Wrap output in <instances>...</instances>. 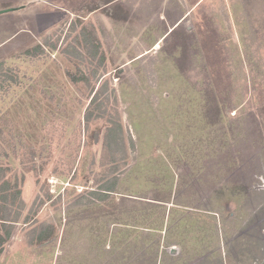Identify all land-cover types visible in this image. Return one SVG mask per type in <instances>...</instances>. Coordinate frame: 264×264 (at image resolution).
<instances>
[{"label":"rangeland","instance_id":"rangeland-1","mask_svg":"<svg viewBox=\"0 0 264 264\" xmlns=\"http://www.w3.org/2000/svg\"><path fill=\"white\" fill-rule=\"evenodd\" d=\"M112 1L0 0V10L18 8L0 14V63L4 68L0 72V129L6 138L3 147L9 153L1 162L18 169L20 174L22 167L9 149L13 142L16 150L22 143L43 149L45 156L52 151L46 173L53 171L56 164L61 171L67 169L71 159L74 169H78L72 170L73 176L51 172L42 178L52 200L62 197L61 201L55 205L52 201L45 202L29 223L15 225L0 264H57L62 257V237L67 250L77 242L69 239L74 235L66 234L67 229H78L72 225L75 219L69 220L67 209L89 197L88 192L96 188L92 181L99 167L91 165L93 159L97 163L103 127H92L88 134L84 133L83 117L89 100L80 97L64 73L65 69L74 67L58 51L50 52L43 47L45 39L51 43L59 37L60 48L74 44L72 37L67 38L68 24L77 20L84 8L91 11L88 18L96 26L111 71L103 75L104 70L95 61L84 62L83 68L89 73L97 70V88L102 80H109L118 102L109 91L104 96L109 99V107L120 115L126 141L131 138L134 143V149L129 147L127 168L120 177V195L116 199L120 196L178 200L188 195L212 197L213 208L218 205L222 219L233 218L238 230L253 226L264 216V0H193L191 10L182 9L181 0L179 4L176 0ZM101 5H116L119 9L108 14L106 6ZM176 20L177 28L172 27ZM37 46L42 47L44 54L39 53ZM254 47L260 50L256 52ZM249 60L253 63L255 79L249 76L246 65ZM238 79L244 81L241 90L247 98L253 93L248 103H243L247 112L243 119L244 139H240L242 135L238 138V132L231 135L236 128L238 95H232L235 93L230 88H238ZM221 101L228 105L227 116L220 121L223 125L226 122L225 128L219 123L215 126L209 123L215 114L204 116L203 103H209V108L215 111L213 105ZM219 128L225 131L231 146L227 151L222 149L225 154L215 153L218 139L209 138L211 132L220 133ZM220 134L222 137L223 132ZM248 138L250 142H245ZM24 177V182L18 184L26 202L20 219L42 197L40 185L29 174ZM186 187L189 192L183 191ZM203 187L205 194L197 189ZM153 210L148 213L155 224L141 225L137 219L141 228L160 227L161 213ZM253 212L259 215L257 219L251 217ZM88 220L82 216L80 221L86 224ZM107 220L91 224L104 230L101 234L107 236V241L120 240L115 250L123 252L124 257L117 264H132V258L125 260L128 247L122 242V235L112 231V226L107 228ZM52 221L59 224L58 236L46 242L48 245L28 246L26 236L31 229ZM189 224L191 228L194 226L192 230L201 228L188 217L183 226ZM249 231L251 234L244 237L247 247L260 238L255 230ZM88 234L84 232L85 237ZM263 241L262 237L259 245L263 248L254 254L255 264H264ZM87 246L80 243L78 255L72 259H88L90 264L114 262L110 257L91 256L95 250ZM234 250L235 246L228 249L227 257L236 253L238 262L241 258ZM200 252L204 253L188 251L192 258L184 252V257L178 256L181 261L177 258L173 264H222L218 257L196 258ZM67 259L71 258L66 256L59 263L65 264Z\"/></svg>","mask_w":264,"mask_h":264},{"label":"trees","instance_id":"trees-1","mask_svg":"<svg viewBox=\"0 0 264 264\" xmlns=\"http://www.w3.org/2000/svg\"><path fill=\"white\" fill-rule=\"evenodd\" d=\"M101 6L105 7L106 5ZM114 6H106V13L112 14V11L115 8H118ZM88 9L92 10L91 8ZM83 10L84 12H81L80 16L78 15L77 20L71 21L68 24L67 38L72 37V42H74V44H69L65 46V48H60L58 47L60 37L51 43H49L48 39H45L43 42L44 48H48L50 52L58 51L59 54L63 55V57H65L67 61L72 64L74 69H65V76L69 82L75 86L80 97L82 99L89 100L83 117L82 127L84 129V133L88 134L92 127H103L97 163L93 159L91 165L92 168L96 165L99 167L98 173L96 171V173H94L95 182L92 181L93 186H96V188L88 192L89 197H84L82 200L70 205L67 209L70 214L68 217L71 218L69 220L75 219V223L72 225H75L78 229H67L68 231H66V234L70 233L71 235H74L69 239L76 240L78 243L75 242L70 246L71 248L67 250L65 247V238L62 237V257L58 258L57 264H61L59 262L62 261L63 258H66V256L71 259H67L65 264H90L91 261H88V259H81L79 261L72 259L73 257L76 258L78 255L76 254L77 246L80 243L88 244L87 247L95 250V253H91V256L99 255L100 257L113 258L114 262H105L106 264L121 263L122 260L120 257L123 255V252L118 253L117 250H115V247L118 246L117 243H120V240L118 239L117 242H114L113 238L112 240L107 241V236L105 234H101V232L104 233V230L101 227H98L99 225L94 226L91 224L92 222L98 223L103 219H108L106 221L107 228L112 226V231L114 230L116 233L122 235V242L124 241L127 245L126 247H128V249H126L128 251V256L125 260L132 258V264H160V261L158 262L159 243L157 242V234H152L150 232L145 234L144 230H141V226H139L136 222L141 220V225H154L155 222H152L153 216L152 214H149L148 211L150 209H154V207L158 205L155 202H160L161 200L157 198L146 199L137 196H120L118 197L120 199H116V197L120 195V177L125 173L124 170L127 168L129 149H134V143L131 138H129V142L128 140L126 141V130L123 128L120 115L115 108L112 109L109 107V99L104 96L105 93L109 91V94L113 96L115 102H118L115 90L113 88L110 89L109 87V80H102L100 86L97 88L96 84L99 79L97 76V70L92 69L89 73L83 68L84 62L95 61L97 62L98 67L104 70L102 72L103 75L111 71L109 70L110 60L106 57L102 43L98 38L96 26L92 19L90 17L88 18L91 11H85V8ZM123 12H125V10ZM85 18L86 21H84ZM239 21L242 20L239 19ZM162 37H164V35ZM151 44L153 46L157 44V42H153ZM37 48L40 54H44L41 46H37ZM259 48L260 47H254L253 50L257 52V50H260ZM133 59H130L129 61ZM1 64L3 65V63H0V72L4 69ZM252 64L251 60L246 62L247 69L250 72L249 76L255 79L256 73L252 72ZM257 76L259 77L258 74ZM242 82L244 84V81H240L238 79V88H230L232 89L231 91L235 93L232 95H238V105L235 107L236 113L234 115L236 128L233 129L231 135L238 132V138L242 135L240 139L245 138V135H243L245 134V129H243V127H245L246 123L243 119L244 113L247 112L243 103L245 101L248 103L249 99L253 96V93L249 94L248 98L245 96L246 94L241 90ZM208 87H210V84H208ZM213 106L215 111H212L211 108H209V103H203V108H206L204 116L210 117L212 113L215 114L216 117L210 120L209 123L214 126L219 123L221 127L225 128L226 122H223V125L220 121L221 118L227 116L228 105L225 106L223 101H221V103ZM221 114H223V116ZM218 131L220 133L223 132L222 137L220 133L211 132L212 135H210L209 138L218 139L214 145V152L225 154L227 153V149L229 150L231 146L225 136V131H221L220 128ZM9 133L10 137L13 139L11 132ZM97 136L99 137L100 135L98 134ZM245 142H250V139H245ZM5 144L6 138L3 131L0 129V257L3 254L6 244L11 238L17 223H29L31 218L37 215L38 211L45 202L52 201L53 205H55L61 201L62 197H57L55 200H52L53 197L49 193V187L47 186L45 179L42 178L47 174H51V172L53 175L59 173H69L73 176L75 174L74 172L78 170L77 168L74 169L72 163L73 159H71V163L67 166V169L61 171L58 164H56L53 171L46 173V170L49 171L48 168L50 166L48 164L52 157V151L45 156L43 149L37 150L34 147H27L22 143H19V149L16 150L15 144L12 142L9 148L10 153L14 158H17L22 167L21 172L18 175V169H13L10 165L2 164L1 162V158H8L9 154L3 147ZM223 148H225L226 151H223ZM72 170L75 171L72 172ZM26 174H29L35 180V183L40 185L42 197L39 198L37 205H35L36 207L29 209L26 215L20 219L22 209L25 208L26 202L21 196L22 191L18 188V184L20 182H24V176ZM218 191L219 190H217V192ZM142 198L143 200H151V202L142 201ZM159 198L162 199L163 197ZM165 200H169V197ZM140 208H142V210H140ZM79 212L81 213L79 214ZM84 213H86L87 216ZM82 216L89 219L86 224L81 223L80 220ZM147 218H150V220L147 221ZM86 231L90 236L85 237L84 232ZM59 232V224H57L56 221L41 223L31 229L26 236V241L30 247H39L42 244L54 239L58 236ZM93 234L97 235L92 236ZM96 237H98V239L93 241ZM140 237H142L144 241L147 240L146 245L138 244V240H142ZM142 246H145V249H141ZM97 251L99 252L97 253ZM161 253L167 255L165 249H163Z\"/></svg>","mask_w":264,"mask_h":264},{"label":"crops","instance_id":"crops-1","mask_svg":"<svg viewBox=\"0 0 264 264\" xmlns=\"http://www.w3.org/2000/svg\"><path fill=\"white\" fill-rule=\"evenodd\" d=\"M114 1L117 0H113L111 3H115ZM164 1L167 2V0H162V2ZM181 1L182 9H193V0ZM176 2L179 4V0H176ZM172 25V27L178 26V20L173 22ZM161 37L154 42H157L158 44L163 38ZM197 189L205 194L204 187ZM183 191L189 192L188 187L184 188ZM211 199L212 197H190L188 195L181 197L179 200L176 199V197H169V200L159 199L161 200L160 202H155L158 205L154 207L152 212L159 211L161 213L160 217H162V223L160 224V227L140 229L144 230L145 234H147V232L157 234V242L159 243L158 262L160 261V264L164 261L165 263L169 262V264H173L177 258V260L181 261V257L178 256L182 255L184 257V252L192 258L191 254L188 253V251L191 250H203L204 253L200 252L196 258H200L202 255L205 257L209 256L210 258L214 257V259L215 257H218L221 258L222 264H224V253L226 254L225 264H255L253 260L254 254H257V251L263 248V246L259 245V241H261L262 237L264 238V216L257 219L259 215L253 212V216L251 217L257 219V222L253 224V226L245 228L241 227V229L238 230V227L235 225L236 223L232 220L233 218L230 217L228 220L222 219L220 210L217 208L218 197L214 200L217 205H215V208L212 206ZM141 200L151 202V200H143V198ZM194 203H197L198 205H195ZM188 217L189 220L194 219L195 222H197L196 227L200 226L201 228L192 230L194 227L191 228L192 224H189V227L183 226ZM249 230H255L260 238H257L254 241L255 244L247 247V242L244 241V237L246 234H251V231ZM140 238L142 240H138V244L146 245L147 240L144 241L142 237ZM233 246H235L234 252H238L239 258H241L238 262L236 260L238 254L236 253L228 255L230 260L227 257L228 249L230 250ZM141 249H145V246H142ZM163 249H165L167 255L161 253ZM172 249L175 250L174 254L171 253Z\"/></svg>","mask_w":264,"mask_h":264},{"label":"water","instance_id":"water-1","mask_svg":"<svg viewBox=\"0 0 264 264\" xmlns=\"http://www.w3.org/2000/svg\"><path fill=\"white\" fill-rule=\"evenodd\" d=\"M22 8V7H21ZM18 8H7V9H3V10H0V14H4V13H8V12H13V11H16ZM49 243H46L45 245H48ZM171 253L174 254L175 253V250L172 249L171 250Z\"/></svg>","mask_w":264,"mask_h":264}]
</instances>
